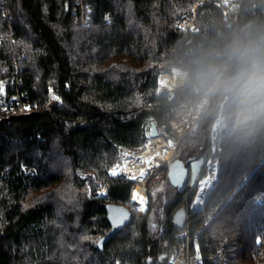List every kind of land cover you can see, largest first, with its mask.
<instances>
[{
	"label": "trees",
	"instance_id": "1",
	"mask_svg": "<svg viewBox=\"0 0 264 264\" xmlns=\"http://www.w3.org/2000/svg\"><path fill=\"white\" fill-rule=\"evenodd\" d=\"M208 1L0 0V81L7 84L0 106L19 93L41 108L0 120V264H169L186 241L173 225L178 204L163 199L157 181L140 215L131 202L135 184L109 170L119 146L143 149L151 121L174 136L171 121L183 113L159 94L160 75L177 67L195 79L212 62L208 52L230 44L212 6L210 14L200 10L198 32L182 29ZM247 69L239 84L251 77ZM50 87L64 102L48 112ZM236 104L225 108L217 184L203 209L190 212L191 238L207 264H254L264 256L257 245L264 229V106L244 130L235 127ZM208 123L180 140L173 160L200 149ZM107 204L129 208L133 219L100 250L111 228Z\"/></svg>",
	"mask_w": 264,
	"mask_h": 264
},
{
	"label": "built area",
	"instance_id": "2",
	"mask_svg": "<svg viewBox=\"0 0 264 264\" xmlns=\"http://www.w3.org/2000/svg\"><path fill=\"white\" fill-rule=\"evenodd\" d=\"M219 12L224 21V28L228 35L230 36V44L227 48L219 46L215 49L214 53L208 52V57H211L212 62L208 64L205 72L199 75L195 79H192L188 73L180 68H173V76L166 75V84L169 90L164 91L162 76L160 78V95H165L172 106H176L183 115L181 117L174 118L171 121L170 127L172 132L177 136L178 139H182L190 132H196L200 126L203 124V120L214 108L213 117L211 115V121L209 123L208 130L210 129L209 135V147L208 155L205 161L206 167L214 169V167L209 166V151L214 146V139L218 137L219 130L221 128L222 117L225 108L231 104L233 101H237V121L236 125L239 128H247L251 124L252 114L256 113L259 107L264 106V99L258 103H251L249 99V94L253 93L256 87H250L249 92L244 97L238 95V90L241 84H239V79L248 76V67H251L247 59H242L238 54L233 51V41L239 39L243 42H247L250 39L255 38L259 35L261 27L264 24V0H214L212 2H205L203 5L197 6L193 10V14L187 17L183 21L182 29L191 32H198L199 30V12L211 13L214 11ZM107 21L111 20L108 16ZM84 23L87 20H83ZM209 35V34H208ZM223 38V34L221 35ZM208 37V36H207ZM224 39V38H223ZM202 51H206L204 45H201ZM254 77L251 78V82L254 84ZM69 89V86H67ZM220 91H223L219 94ZM180 92H188V95L177 100V95ZM57 97L58 99H54ZM243 101V102H241ZM62 95L54 88L50 87L48 90V102L44 106L45 111H52L55 106L63 105ZM241 108H249L251 115L250 122L248 126L238 125V114ZM41 108L38 105H27L21 99L19 93L12 96V102L7 105L0 106V120L8 119L13 116L28 115L32 112L39 111ZM79 125L83 126L86 121L80 119ZM215 133V134H214ZM219 138V137H218ZM159 139L160 141H156ZM164 145L163 151L160 153L156 151L161 145ZM179 142L176 140L171 141L167 139L165 131H160L159 137H151L150 133H147V141L145 143L146 151L142 155H133L129 148L126 146H119V151L123 157H127L130 165H134V171L127 167V171H121L118 175H111V170L109 172L112 178L125 177L127 180L133 183H138L133 192L140 191L144 189L145 193V204L135 206L141 215L147 212V198L146 191L148 186L151 184L148 179L153 178L155 173L160 168H165L170 164L173 159ZM173 151V155L170 156V152ZM145 156L147 159H145ZM149 158L151 160H149ZM116 165L127 166L126 162L118 163ZM115 165V166H116ZM199 178L196 190L199 189L200 180L203 176ZM138 175H142V180L132 178ZM139 187V189H138ZM203 187V186H202ZM201 187V188H202ZM134 198V197H133ZM205 197H202L200 203H194L195 209L202 210L204 207ZM181 233L178 237L185 238L186 241L181 246L180 250L175 253L169 261V264H207L206 257L202 252L201 243L192 240L191 233L188 227L180 231ZM194 242V243H193ZM257 245L260 247L261 251L264 250V229L261 235L257 239ZM263 252V251H262ZM221 256L222 252H220ZM209 259V256H207ZM227 259H223L225 262ZM264 256L263 253H259L255 256L254 264H263Z\"/></svg>",
	"mask_w": 264,
	"mask_h": 264
},
{
	"label": "water",
	"instance_id": "3",
	"mask_svg": "<svg viewBox=\"0 0 264 264\" xmlns=\"http://www.w3.org/2000/svg\"><path fill=\"white\" fill-rule=\"evenodd\" d=\"M211 116H209L205 122L203 123L204 129L206 124L209 122ZM151 130L150 135L151 137H159L160 131L156 121H151L150 123ZM208 147H209V135L208 132L205 134V140L203 145L200 147L199 150L191 154L186 161L178 158L175 159L169 166L168 177L171 184L177 188L180 192L184 191L188 178L190 176V167L192 170V186L196 185V181L201 175L205 161L208 155ZM107 211V219L111 226L108 233L103 236L99 242L98 247L100 250L104 249L105 244L111 240V238L127 227L133 219V214L131 210L123 205L119 204H107L106 205ZM117 221L119 223L117 224ZM173 225L176 230L183 231L189 225V211L187 207L182 206L178 208L173 217Z\"/></svg>",
	"mask_w": 264,
	"mask_h": 264
},
{
	"label": "rangeland",
	"instance_id": "4",
	"mask_svg": "<svg viewBox=\"0 0 264 264\" xmlns=\"http://www.w3.org/2000/svg\"><path fill=\"white\" fill-rule=\"evenodd\" d=\"M174 68H177V67H174ZM163 74H167V73H163ZM163 74H161L160 75V78H161V76L163 75ZM168 75L169 76H173V74H172V72H170V73H168ZM160 78H159V89H160ZM0 82H2L3 83V86H4V91H3V94L2 95H0V99L3 97V95H4V93H5V91H6V89H7V84L5 83V82H3V81H0ZM249 90L250 89H248V91H247V93L249 92ZM159 92V91H158ZM160 94V93H159ZM162 96H164V97H166L167 99H168V97L167 96H165V95H162ZM181 100V99H180ZM179 100V101H180ZM237 102V101H236ZM236 106H237V104H236ZM260 108V107H259ZM259 108L257 109V111L259 110ZM256 111V112H257ZM255 114L256 113H254V114H252V120H251V124L247 127V129L246 128H239V127H237V125H236V121H237V115H236V118H235V127L236 128H238V129H244V130H249V129H251L252 128V126H253V124H254V121H255ZM209 127V126H208ZM225 127H226V116H225V110H224V113H223V117H222V122H221V128H220V130H219V134H218V137L216 136V139H214V141H213V143H214V146L211 148V151H209V159H208V164H209V166H211V167H214V169H212V168H210V167H206V170L204 171V173H203V176H202V178H201V180H200V184H199V189L195 192V194L194 195H192V204H193V202L196 204V203H198V205H199V203H200V200H202V197H205L206 196V198H205V201H206V199H207V196H208V194H209V192L211 191V190H213L214 188H215V186H216V184H217V181H218V170H219V156H220V154H221V152H222V148H221V142L223 141V138H224V130H225ZM170 130H171V132H172V129H171V127H170ZM210 129L208 130V132L210 133ZM148 132H150V131H148ZM197 132H198V130L196 131V132H190V133H188L187 135H196L197 134ZM172 134H174L173 132H172ZM215 134V133H214ZM168 135V134H167ZM186 135V136H187ZM185 137V136H184ZM183 137V138H184ZM167 139H170L171 141H174V140H176L177 142H180V140L181 139H178L177 138V136L174 134V136H172V137H169V136H167ZM179 146V145H178ZM129 148V147H128ZM178 149V148H177ZM129 151L133 154V155H136V154H138V155H142V154H144V152L146 151V147L144 146L143 147V149H141V150H137V149H132V148H129ZM118 154H119V161L116 163V164H118V163H122V162H127L128 161V158L127 157H123L122 156V154H121V152L119 151V149H118ZM175 156V155H174ZM60 163H62V162H60ZM115 164V165H116ZM114 165V166H115ZM169 165V164H168ZM113 166V167H114ZM112 167V168H113ZM167 167V166H166ZM165 167V168H166ZM111 168V169H112ZM110 169V170H111ZM110 170H109V172H110ZM165 171L166 170H164V168H160V169H158L157 170V172L155 173V175L153 176V178H150V179H148V182H150L151 184L148 186V189H147V191H146V198H147V204L146 205H148L147 206V210H148V207H149V202H150V200H149V190L151 189V186H152V184H154L155 182H157V181H159L160 183L159 184H162V182H163V180H164V178H163V176H164V174H165ZM110 175V174H109ZM111 177V176H110ZM135 184V187L137 186V185H141V184H138V183H134ZM203 186V187H202ZM202 187V188H201ZM160 188H161V186H159L158 188H157V190H158V193H160ZM102 191V190H101ZM100 191V192H101ZM106 193H107V191H106ZM100 195H102V192L100 193ZM134 192H132V200H131V202H132V204H133V202H134ZM204 204H205V202H204ZM134 205V204H133ZM136 208V207H135ZM137 209V208H136ZM194 210H196L195 209V207H194ZM198 210V209H197ZM137 211H138V213L140 214V212H139V210L137 209ZM141 215V214H140ZM145 215V214H144ZM173 256V255H172ZM171 256V257H172ZM170 257V258H171ZM169 261H170V259H169Z\"/></svg>",
	"mask_w": 264,
	"mask_h": 264
},
{
	"label": "clouds",
	"instance_id": "5",
	"mask_svg": "<svg viewBox=\"0 0 264 264\" xmlns=\"http://www.w3.org/2000/svg\"><path fill=\"white\" fill-rule=\"evenodd\" d=\"M233 51L242 59H247L251 65V77L246 78L241 84L238 95L244 97L250 87H256L264 92V33L259 34L246 43L235 39L233 41ZM254 77V84L251 78ZM243 102V101H241Z\"/></svg>",
	"mask_w": 264,
	"mask_h": 264
},
{
	"label": "bare ground",
	"instance_id": "6",
	"mask_svg": "<svg viewBox=\"0 0 264 264\" xmlns=\"http://www.w3.org/2000/svg\"><path fill=\"white\" fill-rule=\"evenodd\" d=\"M166 79H167L166 75H163L162 76V83H163L164 91L169 90V87L166 84L167 83ZM249 99H250V102L253 103V104L258 103L259 101L264 99V92H261L260 89L257 88V89H255V91L253 93L249 94ZM249 112H250L249 108H241L240 109L239 114H238V125L239 126H245L246 127V126L249 125L248 123L250 122L249 120L251 119V115L249 114ZM211 114H212V112H211ZM156 141L159 142L160 140L157 139ZM163 147H165V146L162 144L159 148H156L157 149L156 151L161 153L164 150ZM171 155H173V151L170 152V156ZM145 159H147L146 156H145ZM149 160H151V159L149 158ZM126 164H127V167H129L132 171H134V165H130L129 162H126ZM135 178L139 179V180H142V175H138ZM138 189H139V187H138ZM105 194H106V190H103L102 191V195H105ZM135 194H139L140 199L134 198L133 204L135 206H139V205L145 204L144 189H141L140 191L135 192Z\"/></svg>",
	"mask_w": 264,
	"mask_h": 264
},
{
	"label": "flooded vegetation",
	"instance_id": "7",
	"mask_svg": "<svg viewBox=\"0 0 264 264\" xmlns=\"http://www.w3.org/2000/svg\"><path fill=\"white\" fill-rule=\"evenodd\" d=\"M174 160H172L170 162V164ZM182 160L186 161L187 158L186 159H182ZM170 164H169V166H170ZM169 166L167 168V172L169 171ZM202 173H203V171H202ZM202 173H201V175H202ZM201 175L199 176V178L201 177ZM199 178L196 181V185H197V182H198ZM191 184H192V170H191V167H190V176L188 178V181H187V184H186V187H185L184 191L180 192L177 188H175L171 184L168 176H167V178H165L163 180V182L161 184V188H160V192H161L164 200H169V198H174V201L176 202V204H178V206H176V208H175V212H176V210L178 208H180L182 206L187 207V209L189 211V218H190V212L192 210H194V207H193V204L191 203V199H189L186 203H185V200H186V196L189 193H192V195H193L194 191L196 190V185L192 186ZM175 212H174V214H175ZM174 214H173V217H174Z\"/></svg>",
	"mask_w": 264,
	"mask_h": 264
},
{
	"label": "snow or ice",
	"instance_id": "8",
	"mask_svg": "<svg viewBox=\"0 0 264 264\" xmlns=\"http://www.w3.org/2000/svg\"><path fill=\"white\" fill-rule=\"evenodd\" d=\"M3 91H4V86H3V83L0 82V95L3 94ZM54 99H58L57 97H53ZM121 171H127V166L124 165L123 168L121 165H116L114 166L112 169H111V175L115 176V175H118L120 174ZM132 178H135V177H132ZM134 198L136 199H140L139 197V194H134ZM119 223V221H117V224Z\"/></svg>",
	"mask_w": 264,
	"mask_h": 264
}]
</instances>
